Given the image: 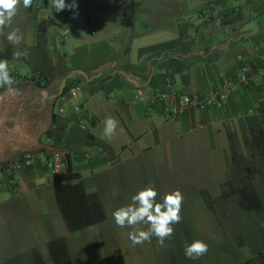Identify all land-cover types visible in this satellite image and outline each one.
<instances>
[{"label": "crops", "instance_id": "obj_1", "mask_svg": "<svg viewBox=\"0 0 264 264\" xmlns=\"http://www.w3.org/2000/svg\"><path fill=\"white\" fill-rule=\"evenodd\" d=\"M75 3V9L66 8L57 15L50 0H33L27 9L21 0L11 27L33 31L22 51L28 55L15 59L10 72L15 91L0 86V165L16 162L18 157L44 155L47 159L68 152L73 153V169L85 160L98 162L101 159L96 161L93 154L72 146L79 138L77 129H82L84 120L93 127L103 125L104 108L118 117L113 109L118 103L129 123L168 115L175 117L182 134L206 130L218 139L223 133L228 149V133L239 148L237 134L242 139L249 128L264 127V0ZM112 16L126 22L125 31H105L103 38L92 32L90 41L77 32L81 20L90 29L96 21L106 28ZM57 36L63 43L71 38L72 46L55 59L51 46ZM32 75L42 77L43 84L26 79ZM216 85L223 86L222 99L217 94L211 105L185 108L177 115L167 112L168 97L205 98ZM64 87L69 90L60 96ZM164 119L163 124L168 122V117ZM125 129L130 133V126ZM86 136L96 139L90 132ZM134 136L135 144L146 138L145 133ZM100 139L104 147L108 145L106 138ZM224 194L210 200L219 201ZM260 251L246 264H264V251Z\"/></svg>", "mask_w": 264, "mask_h": 264}, {"label": "rangeland", "instance_id": "obj_2", "mask_svg": "<svg viewBox=\"0 0 264 264\" xmlns=\"http://www.w3.org/2000/svg\"><path fill=\"white\" fill-rule=\"evenodd\" d=\"M112 19L113 16L106 20L111 26L103 28L101 22L96 21L91 29L81 20L77 32L82 39L89 40L92 32V36L103 38L105 31L126 30L122 28L126 22ZM12 30L10 24L5 35L0 36V59L8 61L9 72H13L12 66L16 65L12 53L22 52L27 44L29 46L33 31L30 27L20 29L24 37L22 43L11 45L6 34ZM59 38L57 36V43L51 46L55 59L63 50L70 52L72 46L71 38L67 37L64 43L59 42ZM113 42L110 39L115 46ZM116 105L113 109L120 118L111 109H102L103 117L118 121L115 135L106 138L107 146L104 147L100 139L105 138L104 124L93 127L86 120L82 129H77L79 138L72 144L82 152L93 154L96 161L101 159L96 163L85 160L73 171L79 174L77 183L83 190L97 193L103 199L107 219L69 233L54 201L52 170L44 155L35 159L33 155L24 156L21 163L16 161L5 168L0 165V264H55L48 244L60 236L66 241V264H240L258 250L264 251V183L261 178L254 180L262 210L243 212L237 205L238 194L216 199L218 203L213 211L208 205L210 197L216 198L228 191V186L222 183L230 178L231 159L223 133L218 139H212L206 130L182 134L179 125L174 123L175 117L168 115L129 123L122 104ZM58 109L57 103L55 111ZM167 117L168 122L161 123ZM129 126L130 133H127L125 127ZM88 132L96 139L87 137ZM143 133L146 138L142 137L135 144L132 137ZM236 136L240 148L241 138ZM42 140L45 142V137ZM149 185L158 192L157 202H162L166 193L175 190L184 197L182 219L173 226L174 233L165 240V246L154 236L150 241L133 245L128 237L133 228L118 227L112 216L113 211L130 204L131 197ZM136 228L147 230L148 225L139 224ZM197 239L207 243V253L194 260L186 258L184 246ZM241 242L244 247H239Z\"/></svg>", "mask_w": 264, "mask_h": 264}, {"label": "trees", "instance_id": "obj_3", "mask_svg": "<svg viewBox=\"0 0 264 264\" xmlns=\"http://www.w3.org/2000/svg\"><path fill=\"white\" fill-rule=\"evenodd\" d=\"M37 86H41L44 79L40 76L32 75L26 78ZM69 88L64 87L61 95L64 96ZM230 159L231 174L225 182L228 191L223 197H233L238 194L237 205L243 212H251L254 209L262 210V200L255 186V178L259 177L264 183V127L256 126L249 128L241 139V147L237 148L232 134H227ZM73 153L53 154L47 157L52 170V186L54 201L63 224L69 233H74L98 225L104 222L106 217L104 201L94 192H86L77 182L80 181L78 173L73 171ZM23 157H18L17 161H22ZM15 161H7V165L14 164ZM223 199V198H222ZM217 200H210L208 205L214 210ZM213 206V207H212ZM244 247L242 242L239 247ZM51 259L55 264H66L67 248L65 237L60 236L50 240L48 244ZM262 251L244 259L240 264H246Z\"/></svg>", "mask_w": 264, "mask_h": 264}, {"label": "clouds", "instance_id": "obj_4", "mask_svg": "<svg viewBox=\"0 0 264 264\" xmlns=\"http://www.w3.org/2000/svg\"><path fill=\"white\" fill-rule=\"evenodd\" d=\"M33 0H22L25 9L32 6ZM21 0H0V36L5 35V29L9 27L13 18L17 15ZM51 7L56 12L66 8L75 9V0L72 4H66L65 0H50ZM6 39L11 45H19L24 37L19 28L6 34ZM13 59H20L28 55L27 51H15ZM15 80L11 77L7 60L0 59V86H8L9 91H15L12 85ZM118 127V121L113 117L104 120V136L112 138ZM116 193L113 192V196ZM158 192L153 185H149L131 197V203L119 207L113 211L112 216L118 227H130L133 231L128 237L133 245L150 241L154 236L161 246H165V240L170 239L174 233V225L180 223V215L183 203V194L179 190L166 193L162 202H157ZM139 224L148 225L147 230L136 228ZM208 251V245L202 240H194L184 246V255L188 259H198Z\"/></svg>", "mask_w": 264, "mask_h": 264}, {"label": "built area", "instance_id": "obj_5", "mask_svg": "<svg viewBox=\"0 0 264 264\" xmlns=\"http://www.w3.org/2000/svg\"><path fill=\"white\" fill-rule=\"evenodd\" d=\"M221 85H216L214 88V92L209 96L203 98L200 95H186L182 94L176 98L168 97V107L167 112L169 115H177L185 108H200L206 105H211L213 95H219L221 99L223 98Z\"/></svg>", "mask_w": 264, "mask_h": 264}]
</instances>
